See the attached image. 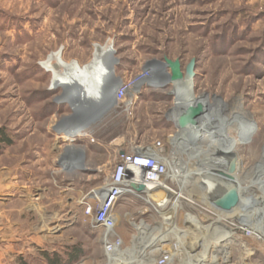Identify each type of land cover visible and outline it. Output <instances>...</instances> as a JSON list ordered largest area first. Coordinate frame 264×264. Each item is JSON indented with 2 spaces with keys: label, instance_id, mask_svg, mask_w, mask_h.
<instances>
[{
  "label": "rangeland",
  "instance_id": "374dc122",
  "mask_svg": "<svg viewBox=\"0 0 264 264\" xmlns=\"http://www.w3.org/2000/svg\"><path fill=\"white\" fill-rule=\"evenodd\" d=\"M103 49V93L70 101L55 85L61 72L45 65L85 71ZM119 87L124 97L104 109ZM177 110L200 114L179 119ZM81 124L84 136L64 138ZM218 136L230 144L213 150ZM138 150L166 160V178L180 163L181 180L162 184L171 194L163 209L142 191L118 195L105 230L95 215L116 186L103 203L96 195ZM226 163L233 179L218 171ZM234 181L264 228V0H0V264H120L168 229L164 248L180 242L193 263L264 264V238L247 230L254 215L233 219L209 205ZM107 242L123 245L109 256ZM164 254L157 264H181Z\"/></svg>",
  "mask_w": 264,
  "mask_h": 264
},
{
  "label": "bare ground",
  "instance_id": "6f19581e",
  "mask_svg": "<svg viewBox=\"0 0 264 264\" xmlns=\"http://www.w3.org/2000/svg\"><path fill=\"white\" fill-rule=\"evenodd\" d=\"M94 58H95V60L91 63V66L88 67V69H86L85 71L78 70L75 65H69V66H66L64 68L60 64H59L60 68H59V66H57V64H51V65L46 64L45 66L46 67L49 66L51 68V72L52 71L53 72H59V71L61 72L60 75H55V85H58L60 87H68L71 90V96L69 98L70 101H74V100L76 101L77 99L89 101L92 99H96L99 94L103 93V90H104L103 85H104V81H105V75L111 74V72H110L111 58H110V53L107 49H103V50L99 51V53H96V55H94ZM167 84L168 83H165L162 86H166ZM139 86L140 85L137 84L134 88L130 89V92H134V90H137L138 88H140ZM107 93L109 94V97H112V91H108ZM113 97H114V94H113ZM103 102H105V108L104 109H107L110 106H112V104L115 102V100L113 98L112 101L109 99L107 102L106 99L104 98ZM83 126H84V124H81L75 128L63 130V131H61V133L63 134L64 138H66V140L72 142V141H74V139L84 136V134H82V131L80 129ZM222 138L223 137H219V138L214 140V142L212 144L213 150H220L223 145H225L227 143L230 144V141H227L224 138L223 139ZM219 141H221V143ZM217 143H220V144L217 145ZM179 149H181V148H179ZM183 150L186 152V150L184 148H183ZM198 153H200V152H198ZM196 157H197V155H196ZM164 164H165V172H166L165 175H166V174H169V171H168L169 165H168V162H166V160H164ZM228 164H230V163H226V165H228ZM171 165L173 166V172L175 173L174 174L175 176L173 179H171L173 176H170V177H168L170 179L165 178V180H170V182H173L178 178L181 180V177H182V174L184 171L182 172L181 169H179V168H181L180 163H175L174 161L173 162L171 161ZM234 165L239 166L238 164H234ZM62 166H63V168L71 169V168L80 167V164H78L74 161H69V162L67 161V163L63 164ZM203 169H204V167H199L197 169V171H201ZM230 169H231V167L228 165L224 169L218 170V171L222 175L227 176L230 179H233ZM113 184H116V182L114 180L113 174H111L110 181L106 184L104 191L102 193H99L96 195V197L99 196V198H100L99 202L100 203L104 202L105 194H106L105 192L107 190V187L111 186ZM117 184H118V186L116 188L117 194H121V195L129 192L128 189L131 188L133 185H135L134 183L132 184V182L127 178H123V179L121 178V182H118ZM144 184L145 185H140V186H142L141 191L144 192L145 194H149V196H158L155 199V200H158V203L156 204V206L160 209L165 208L167 206V203L169 202V198H170L171 194L164 191L166 188L164 189L162 186V178L159 177L155 181L146 182ZM234 187H235V189L232 192L231 191L228 192L225 196H223L219 200V202L217 203L218 208L216 207V205H214L213 202H209V205L211 207H213L212 208L213 210L215 208V211L221 213V215L229 216L233 219L235 217H238L240 215H243V214L250 212L251 214L254 215V218H253L254 222H255L253 224L254 227H252V228L248 227V226H245V227H248L247 230L254 231L256 236H259L260 238H264V236L261 237V233H259L264 228L263 227L260 228L261 230L258 228H255L257 222L259 221V220L255 221L259 212H257V210H255V211L249 210L247 208L245 202H244L245 199L243 197H241L242 194H240V192L238 193L239 190H245L246 187L242 188L235 181H234ZM231 196L234 197L233 200H232ZM115 200H116V198H113L112 203H114ZM228 209H230V210H228ZM52 229H55V227H52ZM170 232H171V229L170 230L168 229V230H163L162 232L155 234L150 239L148 245L144 248L143 251H141V252L137 251L130 257H128V256L119 257L120 258L119 263L120 264H134L140 256H146L147 262L148 261L150 262L149 264H157L156 260L154 258L157 256H160V255L165 256L164 253H170L171 262H174L176 260H181V264L187 263L190 259L189 253L181 245L180 242L178 245V249H176V250L164 248V247H166L165 245L169 246L168 244H166V241H168L170 238V234H171ZM263 233H264V231H262V234ZM218 234H219L220 239H223L224 237L228 236L226 234H220V233H218ZM107 244L109 245V247L108 248L106 247V253L109 256L113 255L123 245L122 243L113 244L111 242H107ZM154 248H156L155 251L153 250ZM220 252L223 253L224 259H227L225 256V251H220ZM178 253L183 254V256H185V259H180L177 256ZM176 257H178V258H176ZM183 260H185V261H183ZM190 262H192V264H199L197 262L193 263L194 261H189L188 264H191Z\"/></svg>",
  "mask_w": 264,
  "mask_h": 264
},
{
  "label": "built area",
  "instance_id": "2783aa9c",
  "mask_svg": "<svg viewBox=\"0 0 264 264\" xmlns=\"http://www.w3.org/2000/svg\"><path fill=\"white\" fill-rule=\"evenodd\" d=\"M125 95V88L119 87L115 89L114 100L120 101ZM81 131L84 129V126L80 128ZM165 164L160 157H155L148 153L147 150H138L132 152L130 155L124 156L120 163L117 166L116 172L113 173L116 186L114 191H112L109 196L104 209L99 210L95 215L96 224L103 226L105 230H111L115 226V219L109 214L110 207L113 205V198H116L118 182H121V178L129 179L132 184L135 185H145L146 182L155 181L157 178H162V184L165 181L167 174L165 175ZM165 176V177H164ZM112 186V185H111ZM163 186V185H162ZM110 187V186H109ZM109 187L106 190V194L109 192ZM129 192H137L134 188H129ZM128 192V193H129ZM99 198V196H97ZM100 199V198H99ZM100 203V202H99ZM103 203V202H102ZM90 214V208L88 210ZM98 220V222H97Z\"/></svg>",
  "mask_w": 264,
  "mask_h": 264
},
{
  "label": "water",
  "instance_id": "95a60500",
  "mask_svg": "<svg viewBox=\"0 0 264 264\" xmlns=\"http://www.w3.org/2000/svg\"><path fill=\"white\" fill-rule=\"evenodd\" d=\"M169 64H170V66L172 68V75H173L172 77L174 79L181 78V73L179 71V64L177 62H175V63H169ZM192 69H193V62H191L189 64V66L187 67L186 74H185L186 75L185 78H191L193 76ZM197 103L198 104H201L202 103V100L199 99ZM199 114L200 113H198L197 111H187V112H185V111H182V110L181 111L180 110H177V116H178L179 119L188 118V116L195 117V116H198ZM132 187L134 189H136L137 191H141L142 190V186L133 185ZM231 197H232V200H233L234 197L233 196H231Z\"/></svg>",
  "mask_w": 264,
  "mask_h": 264
},
{
  "label": "crops",
  "instance_id": "0c3cea01",
  "mask_svg": "<svg viewBox=\"0 0 264 264\" xmlns=\"http://www.w3.org/2000/svg\"><path fill=\"white\" fill-rule=\"evenodd\" d=\"M167 204H168V203H167ZM148 243H149V242H148ZM148 243H147V245H148ZM141 244H142V245H139L138 248L136 247V248H137V251H139V252L143 251L144 248L147 246L146 243H141ZM137 251H136V252H137Z\"/></svg>",
  "mask_w": 264,
  "mask_h": 264
},
{
  "label": "trees",
  "instance_id": "16d2710c",
  "mask_svg": "<svg viewBox=\"0 0 264 264\" xmlns=\"http://www.w3.org/2000/svg\"><path fill=\"white\" fill-rule=\"evenodd\" d=\"M50 264H55V262L53 260H51Z\"/></svg>",
  "mask_w": 264,
  "mask_h": 264
}]
</instances>
